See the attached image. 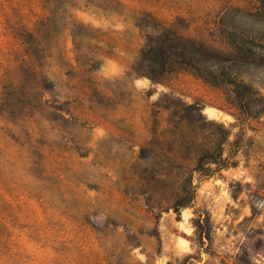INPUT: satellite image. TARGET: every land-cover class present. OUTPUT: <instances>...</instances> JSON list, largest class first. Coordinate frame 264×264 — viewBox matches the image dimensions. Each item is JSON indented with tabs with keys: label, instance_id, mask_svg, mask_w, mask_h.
I'll return each mask as SVG.
<instances>
[{
	"label": "rangeland",
	"instance_id": "obj_1",
	"mask_svg": "<svg viewBox=\"0 0 264 264\" xmlns=\"http://www.w3.org/2000/svg\"><path fill=\"white\" fill-rule=\"evenodd\" d=\"M259 10L257 0H0V264H264V115L240 122L189 70L157 83L134 70L163 29L222 47V29L264 33ZM242 75L264 95L263 70ZM195 103L241 146L234 166L193 173L195 197L176 213L171 107ZM199 214L211 224L205 248Z\"/></svg>",
	"mask_w": 264,
	"mask_h": 264
},
{
	"label": "trees",
	"instance_id": "obj_2",
	"mask_svg": "<svg viewBox=\"0 0 264 264\" xmlns=\"http://www.w3.org/2000/svg\"><path fill=\"white\" fill-rule=\"evenodd\" d=\"M257 1L260 10L255 15L264 13V0ZM218 32L224 42L222 47L179 34L174 26L163 29L155 37L148 38L134 70L152 83H157L168 72L189 70L203 82L222 90L225 102L240 116L237 120L258 119L264 115V95L242 74L250 68L264 71V33L227 29ZM201 110L198 103L171 107V206L176 213L190 206L195 197L193 173L206 179L234 166L241 146L239 139L230 141L229 128L206 119ZM195 113L200 121L194 118ZM189 172L192 174L188 175ZM193 227L199 247H208L211 240L209 218L199 214L193 219Z\"/></svg>",
	"mask_w": 264,
	"mask_h": 264
}]
</instances>
